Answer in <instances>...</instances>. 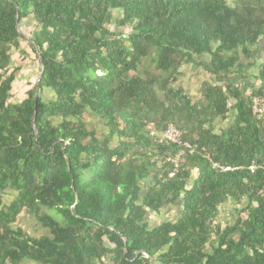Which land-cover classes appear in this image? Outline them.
<instances>
[{"label": "trees", "instance_id": "1", "mask_svg": "<svg viewBox=\"0 0 264 264\" xmlns=\"http://www.w3.org/2000/svg\"><path fill=\"white\" fill-rule=\"evenodd\" d=\"M16 18L36 27V104L35 84L8 102ZM261 38L264 0H0V264H264V119L251 110L252 97L264 103V58L248 94L234 81ZM146 59L159 74L138 73ZM184 64L213 76L196 100L173 85ZM149 121L183 130L190 148L154 143ZM229 200L236 216L222 226ZM177 201L175 218L149 225ZM22 209L50 235L13 229Z\"/></svg>", "mask_w": 264, "mask_h": 264}, {"label": "rangeland", "instance_id": "2", "mask_svg": "<svg viewBox=\"0 0 264 264\" xmlns=\"http://www.w3.org/2000/svg\"><path fill=\"white\" fill-rule=\"evenodd\" d=\"M115 15H119V11L114 12ZM18 29L22 34V38L19 40L18 47H13L11 50V62L9 66V71H15V80L12 83V90L10 97L8 98L9 103L18 102L25 97V92L31 88L37 81L40 73L39 59L36 57V54L29 47L28 42H30L32 37V32L36 29L34 22L30 19H24L20 24H18ZM253 48H257L256 45ZM259 56L252 55V61L254 68L250 70V74L254 72L257 73V64L259 63ZM147 71L150 73L159 74L160 72L154 68V65L150 62L149 59L143 61L142 65L139 66L138 73ZM134 76V73H130ZM253 76V75H251ZM240 77L234 79L238 83ZM213 76L204 71L201 67H194L192 64H184L180 68V76L178 80L173 84L175 87L181 86L184 91L192 100H196L200 96V86L204 80H212ZM249 84L253 80H248ZM245 94H248V87H244ZM40 98L42 101L47 102L52 98V92L48 89L40 91ZM84 121L90 129H94L97 132V135H102L105 132L102 121L96 117L93 113L88 110L83 112ZM232 121V115L229 113L225 119H219L214 123V131L217 133L222 128L228 126ZM16 192L12 190H5L2 193V202L3 204H8L11 200L14 199ZM179 201L174 204L165 203L161 210L158 213L150 212L146 216L150 226H153L157 223H160L164 220H170L175 218L179 211L180 205ZM240 208V206H237ZM45 211L49 212L47 209ZM235 206L229 200L222 204L218 209V214L216 222L220 223L222 226L230 224L235 218ZM13 229L19 228L26 232L32 237L39 236H48L50 235L47 228L43 227L38 223L32 215L26 212L25 209H22L18 216L16 217L15 222L10 225ZM19 264H39L34 261L27 259L22 260Z\"/></svg>", "mask_w": 264, "mask_h": 264}, {"label": "built area", "instance_id": "3", "mask_svg": "<svg viewBox=\"0 0 264 264\" xmlns=\"http://www.w3.org/2000/svg\"><path fill=\"white\" fill-rule=\"evenodd\" d=\"M251 110L257 118L264 119V103L260 102L256 97L251 98ZM147 135L154 143L182 146L184 148H190L187 141L184 140L183 130L177 128L173 124H168L165 128L157 130L152 122L146 123ZM176 160H174L175 162ZM212 167H219L217 163H212ZM221 170L228 169L227 167H219ZM169 175H172L170 173Z\"/></svg>", "mask_w": 264, "mask_h": 264}, {"label": "crops", "instance_id": "4", "mask_svg": "<svg viewBox=\"0 0 264 264\" xmlns=\"http://www.w3.org/2000/svg\"><path fill=\"white\" fill-rule=\"evenodd\" d=\"M256 47L257 48H253L252 47V55H255V54L258 55L259 56L258 58L260 60L259 63H260L263 60V58H264V38H261L258 41V43L256 44ZM248 62H253L252 61V56H251L250 60H245V59L241 60L242 66H246V64ZM253 68H254V64L251 67L242 69V77H240L239 81H238V83L240 84V86L242 88L246 87L249 84L248 80H252V78L250 76L251 75H255L254 72H252V74H250V70L253 69ZM256 68H257V66H256Z\"/></svg>", "mask_w": 264, "mask_h": 264}, {"label": "water", "instance_id": "5", "mask_svg": "<svg viewBox=\"0 0 264 264\" xmlns=\"http://www.w3.org/2000/svg\"><path fill=\"white\" fill-rule=\"evenodd\" d=\"M17 18H16V27H18V20H17ZM37 53H38V59H39V65H40V73H39L38 79H37V81L35 83V89H34V95H33L34 104H36V98H37V85H38L39 80H40V78L42 76V73H43V62L41 60L40 49L38 47H37Z\"/></svg>", "mask_w": 264, "mask_h": 264}]
</instances>
